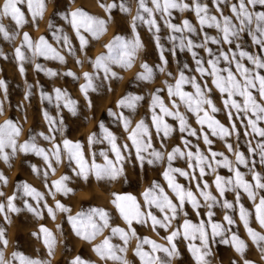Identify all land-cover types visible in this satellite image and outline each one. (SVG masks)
<instances>
[{
  "label": "rangeland",
  "instance_id": "rangeland-1",
  "mask_svg": "<svg viewBox=\"0 0 264 264\" xmlns=\"http://www.w3.org/2000/svg\"><path fill=\"white\" fill-rule=\"evenodd\" d=\"M3 2L4 0H0V5ZM114 2L119 5L120 0H45L46 10L42 18L38 17L34 21L27 6L21 5L20 7L24 12L26 20L23 27L17 28L15 22L10 18H4L2 21L9 33L15 35L14 39L7 40L0 34V80L5 82L4 86L0 87V125H3L7 120L11 119L22 129L18 137V143H23L32 137L38 147L46 150H52L54 144H60L62 149L63 139L81 142L83 145V154L88 164L90 165L92 163L94 154L95 162L103 165L105 160L101 153H106L108 158L114 162L115 154L112 152L109 142L103 139L99 128L102 122L105 128L116 137V143L124 156L121 162L123 172L116 179L105 178L97 180L95 175H89L87 181L82 176L76 174V171H79V169L75 161L70 162L63 151L61 152L60 163H56L55 158L50 156L52 168L55 169L54 173L48 167L43 156L36 155L32 152L28 154L17 152L10 160L11 166L0 160V172H3L4 176L7 177L6 185L0 182V192L3 193V195H0V204L4 205V211L0 212V228L5 230L6 239L8 240L7 247H3L0 244V249L4 252L5 260H9L14 252H18L33 259L50 261V264H70L77 256L88 262V264H114L112 260L101 259L93 250L94 246L101 244L106 237L111 238L110 243L112 245L118 247L124 246V241L120 235H112L111 233V227H119L126 232L129 231L128 224L112 203L115 199L113 194L135 197L141 206V211L147 212L149 208L145 204L143 193L153 185V182H156L176 202L175 195L169 189L163 172L167 168V153L172 148L179 146L182 151L187 152L191 150L193 153L199 148L200 152L207 157L212 167L215 168V172H213L211 168L205 167L206 174L203 177L199 174V168H196V179L193 180L191 179L193 170L189 168L187 158L177 157L173 160V168L182 169L190 174L189 178L186 179L178 173H174L176 182L187 189H191L202 205L199 209L200 215L198 216L191 204L186 203L184 212H187V218L194 223H199L200 220L207 222L208 217L206 213L208 208L196 188L197 182L203 187L206 181L209 185L207 191H210L219 201L212 208L214 212L212 220L221 223L227 229L229 226L224 220V216L226 214L230 215L235 223L230 226L231 231L226 232L225 236L230 238L232 233H236L247 244V249L244 255L241 256L231 243L224 244L221 242L222 237L217 236L215 240H210L211 254L206 257L208 264H244L245 259L251 261L252 264H264V258H262L260 250L252 243L243 222L240 220L239 205L236 204V192L226 191L224 196L221 197L214 183L217 175L225 179H234V171H229L227 167L217 166L210 154L211 151L222 153L223 156H217L215 159L222 160L226 157L232 162L234 169L239 168V171L243 174L246 181L254 184L255 182L252 180L253 171L260 173L264 177V164L260 163L259 149L257 148V141L262 138L252 134L251 128L246 127L247 118L243 112L237 114L235 109L225 108L223 101L227 98V94L222 95L220 93L212 83L213 78L211 76L201 77L200 73L196 71L197 65L192 51L197 54V58L204 61V67L210 70L207 64L210 57L205 48L196 47L192 51L185 48L181 51L178 47L181 37L185 41L191 39L195 44H201L204 41L205 34L209 37H217L219 39L221 33L215 27H204L201 29L195 12L191 10H173L171 23L181 26L184 20H188L196 28L195 33H188L187 31L173 33L165 23L168 17H162L160 13L154 14L160 29L158 33H155V29L150 31L146 23L139 22L134 33L131 22L132 18L136 15L137 0H126V3L131 8L130 14L122 13L117 7L111 10V18H109V12L104 7H101V5H108ZM182 2L194 5V0H182ZM236 2L237 0H229L228 5L222 4L220 7L223 10L224 16H231L233 23L238 24V21H236L230 10V4ZM200 3L207 5L210 15H215L218 19L220 18V13L216 10L214 0H200ZM148 6L152 7L150 0ZM76 10H82L91 16L107 22L106 31L98 39H93L89 33L83 32L82 30V34L89 41L84 51L80 50L79 40L69 23V14ZM257 10L264 11V8L257 6ZM65 16H68L69 19H65ZM50 24L52 25L51 28L49 27ZM57 29L62 31H57ZM54 32L57 36L66 35L69 38L74 54L70 55L68 53L62 39L57 42V39L53 36ZM24 33H28L34 42L38 41L40 37H45L48 43L65 57V62L61 63L58 60L45 59L44 57L33 58L31 51L26 47L22 51H24L27 58L23 62L19 61L16 58L15 49L21 46ZM154 33L160 37L159 43L164 49L163 56L167 61L166 65L161 60V50L157 47ZM136 34L139 35L143 47L137 54L132 66L128 69L113 66V70L118 73L119 79L104 80L103 74L101 73L99 78L94 81L97 90L89 91L88 99H86L80 91V85L85 83L83 74L94 71L90 61L104 54L106 52L105 45L109 44L114 37L120 36L125 40L131 41L135 38ZM173 35L177 37L175 46L169 39ZM237 42L241 44L244 50L252 54L264 55V53L260 52L259 47L252 43L251 37L247 32L241 33L239 41L231 45L223 42L220 44H212L209 42L206 47L211 48L216 55H219L220 52H226L231 57L230 49H235ZM77 60L82 63L78 64ZM144 62L154 70V79L151 81H141L136 78L138 73L142 71L141 64ZM242 63L247 67H252L247 60L242 61ZM21 64L24 68L23 73L20 71ZM36 64L41 65V68L44 70H37ZM185 65H187L186 68ZM161 67L164 68L163 72L159 71ZM219 67L227 68L229 64L221 59ZM231 68L234 74H236L237 79H241L239 74L236 73L235 63L231 64ZM48 69L56 72L57 75L49 76L46 71ZM68 71L74 73L79 79L64 75ZM180 71H184L188 77H195L201 87H204L205 84L207 85V89H210V91L206 89V94L213 101L218 111L212 113L207 105H205V110L225 128L229 129L231 133L229 136L225 138L213 136L207 125L201 128V125L197 123L196 115L188 111L179 98H169L166 83L174 84L175 78H178ZM169 73H171V76ZM261 74L264 75V70H261ZM57 88L66 91L77 102L75 115L63 107V102H61V107L57 108L54 92V89ZM157 89H164L160 92V96L169 110H176L172 106V100H176V103L179 105V112L187 118L189 127L195 130L197 135L189 136L187 132L181 133L179 131V121L172 117H165V121L171 125L173 131L169 137L162 141V134L158 136L152 124V111L150 110L151 97ZM183 90L189 93H194L195 91L191 84L184 85ZM42 92L45 95L52 96L53 100L50 102L47 99H42ZM126 94L144 97L137 104L135 111L117 107V102ZM253 94L257 97L258 102L264 103V101L260 100L255 90H253ZM233 98L237 102L243 103L242 97L235 96ZM89 100L91 101V107H89ZM109 110L116 113V115H109ZM156 111L159 113V108ZM229 111L232 113L231 119L229 118ZM45 112L56 121L55 127L58 130L55 133L50 131L49 123L44 116ZM121 112L131 121V125L127 131L124 128L123 122L118 119ZM202 115L203 113H201ZM249 116H251V113H249ZM61 118L63 119L62 124L60 123ZM140 120L145 121L152 133L153 147L165 153V161L163 163L149 165L145 162L141 166L140 161L137 160L135 148L132 146L128 136ZM233 124H235V131L232 130ZM259 127L264 128V121L260 122ZM246 132L248 133L247 135L245 134ZM93 133H96L98 142L89 145L88 137ZM205 133L212 141L211 146L204 143L203 135ZM53 135L55 137L54 140L44 139V136ZM184 139L190 142L188 148H185L183 143ZM162 143L164 147H161ZM125 144L128 145L127 150L123 147ZM228 144L232 145V151L228 150ZM250 146L257 150V154L249 152ZM236 152H242L244 154L248 160L247 167L237 165ZM144 155L145 157L148 156L147 153H144ZM253 161L255 162L254 166ZM193 163L195 162L193 161ZM33 166L36 171L33 170ZM117 166L119 167L120 165L118 164ZM45 172L48 173L47 176L44 175ZM65 175L69 178L65 182L67 187L73 189V192L68 195L56 192L52 186L53 181H57ZM18 182L20 184L26 183L41 193L43 198L39 203H37V200L32 195L26 194L23 187L17 190ZM239 192L240 204H243L251 213L249 218L250 226L264 234V229L259 226L255 219V205L253 201L248 198L242 189ZM13 195H15V199L12 202L13 206L19 209V211L15 212L9 210L7 202V198ZM261 196H264V190H257L256 203H259ZM225 199L233 203V209H225L222 207ZM57 201L69 208L70 212H63L57 209ZM26 205H30L36 209V212L29 211ZM92 206L102 208L109 213L111 227L105 228L102 234L96 236L91 242H88L76 235L72 225L68 221V217L70 215L75 216L81 210H86ZM49 207L53 209L55 218L49 214ZM151 211L158 217L162 216L155 207H152ZM6 216L7 219H5ZM184 218L183 213H180L172 221L168 231L159 227L154 231L150 222L148 224H138L133 221L131 227L135 229L137 237H147L158 244L170 247L164 238L172 230L182 225ZM42 226L48 229L55 237L56 243L52 255H49L48 249L44 244V233L41 231ZM137 243L138 240L135 237L129 239L125 254L128 264H141L139 257L135 255ZM174 243L176 244L178 254L171 259V264H197L192 253L189 251V241L185 240L182 234L176 238ZM194 243L199 246L200 241L197 240ZM144 250L150 251L151 246L144 245ZM157 255L161 258H166L164 253H157Z\"/></svg>",
  "mask_w": 264,
  "mask_h": 264
},
{
  "label": "snow or ice",
  "instance_id": "snow-or-ice-1",
  "mask_svg": "<svg viewBox=\"0 0 264 264\" xmlns=\"http://www.w3.org/2000/svg\"><path fill=\"white\" fill-rule=\"evenodd\" d=\"M152 7H149V0H137V11L136 15L132 18L131 27L135 33L137 23H146L149 26V30L155 29V33L160 31L155 19V13H160L162 17H168L165 20L166 25L172 30L173 33H183L187 31L188 33H195L196 28L191 24L190 21L184 20L181 26L171 23V15L173 10L194 11L196 17L199 21L201 29L204 27H215L219 33H221L220 38L209 37L207 34L204 36V41L201 44H195L191 39H185L181 37L179 39L178 47L181 51L185 48L192 51L196 47H204L208 52L210 59L207 64L210 68L206 69L204 67V61L197 58V54L192 51L193 58L196 62V71L200 73L201 77L211 76L212 83L220 91V93L227 94V98L223 101L225 108L235 109L237 114L243 112L247 118V126L251 128V133L255 136L262 138L257 141V148L259 149L260 163L264 164V128L259 127L260 122L264 121V103L258 102L257 97L253 94V90L258 93L261 101H264V75L261 74V70H264V55L252 54L241 47L240 43H236L235 49H230L231 57L229 53L220 52L219 55L213 53L211 48H207L206 45L210 42L212 44H220L221 42L226 44H233L239 41L240 35L243 32L251 37L252 43L259 47L260 52L264 53V11L257 10V6L264 8V0H237L236 3L230 4V10L232 15L235 17L237 23H233L231 16H224L221 5H228L229 0H214L216 10L220 13V18L218 19L215 15H210L207 5L201 4L200 0H194V5H189L188 3L182 2V0H150ZM21 5H26L28 11L31 13L32 19L35 21L38 17L42 18L43 13L46 10L45 0H4L3 4L0 5V34H2L4 39L11 40L14 39L15 34H10L8 29L3 24L4 18H10L15 22L17 28L23 27L26 23L24 12L21 9ZM107 12H109V18H111V10L113 8H119V10L124 14H130L131 8L126 3V0H120L119 5L115 2L112 4L104 5ZM55 15V13H54ZM69 23L75 31L76 37L79 40L80 50L84 51L87 47L89 41L82 34L83 32L89 33L93 39H98L101 34L106 31L107 22L103 19L91 16L82 10H76L71 12ZM65 19H69L65 16ZM51 28L52 25L50 24ZM57 31H62L57 29ZM154 33V35H155ZM54 38L59 42L63 40L64 47L67 48L68 53H73V47L69 38L66 35L57 36L53 33ZM169 39L174 43L177 41L175 35L169 37ZM155 40L157 47L161 50V60L164 65L167 61L164 59L163 51L159 41L160 37L155 35ZM27 48L32 53V57H44L45 59H55L61 63L65 62V57L57 51L56 48L52 47L48 43L45 37H40L38 41H32L28 33H24L23 42L20 47L15 49L16 58L23 62L27 57L25 56L23 48ZM143 47L139 35L136 34L135 38L131 41L125 40L120 36H116L113 40L105 45L106 52L96 57L95 60L90 61L94 71L92 73L85 72L83 78L85 83L80 85V91L84 94L85 98L88 99L89 91H96V85L94 81L99 78L100 74H103L104 80L109 79H119L118 73L113 70V66H118L122 69H128L134 63L137 54ZM174 50V49H173ZM221 59L229 64L227 68H220L219 64ZM247 60L252 67L245 66L242 61ZM77 63H82L77 60ZM235 63L236 73L239 74L241 79H237L236 74L232 71L231 64ZM187 65H185V68ZM37 70H44L41 65L36 64ZM142 71L138 73L137 79L141 81H151L154 79V70L146 62L141 64ZM21 73H23L24 68L21 64ZM49 76L57 75L56 72L51 69L46 70ZM159 71L163 72L164 68L161 67ZM226 73V75H225ZM64 75L72 76L74 79H79L74 73L68 71ZM171 76V73H169ZM4 81L0 80V87H3ZM186 84H191L195 89L194 93H189L183 90V86ZM167 93L169 98L177 97L186 106L187 110L192 112L197 117V123L203 128L205 125L211 130L213 136H219L220 138H225L231 133L229 129L225 128L218 120L213 116L209 115V112L205 110V105L211 109L212 113L218 111V109L213 104V101L207 96L206 89L207 85L204 87L196 81L195 77H188L185 75L184 71L179 72L178 78H175L174 84H167ZM164 89H157L156 92L151 97L150 110L152 111V124L155 127L156 134L160 136L162 134V141L169 137L170 133L173 131L171 125L165 121V117H172L179 121V131L181 133L187 132L189 136L197 135L196 131L191 129L187 123V118L179 112V105L176 100H172V106L175 111L169 110L165 106L160 92ZM210 91V89H207ZM55 101L57 108L61 107V102H63V107L66 108L73 115L76 114V101L71 98V96L64 90L59 88L54 89ZM240 96L243 98V103L237 102L233 97ZM27 98V97H26ZM42 99H47L50 102L53 97L50 95H45L43 92L41 94ZM144 97L140 95L126 94L117 102V107L124 109H130L135 111L137 104L143 100ZM89 107H91V101H88ZM159 108V113L156 111ZM201 113L203 115L201 116ZM251 113V116H249ZM109 115H116L111 110H109ZM231 111H229V118L231 119ZM45 119L48 121L50 126V131L55 133L58 129L55 127L56 121L52 119L47 112L44 113ZM254 117V119H253ZM123 122L124 128L127 131L131 125L130 119L124 116L121 112L118 116ZM60 123H63L61 118ZM103 139L107 140L111 145V150L115 154V162L108 158L106 153H101L104 156L105 163L103 165L97 164L95 162L94 154L92 163L89 165L83 154V145L81 142H73L69 139H63L62 149L60 144H54L52 150H46L38 147L34 141V138L30 137L29 140L18 143V137L21 134L22 129L11 119L7 120L3 125H0V160L5 164L10 165V160L17 154V152H22L28 154L29 152L35 153L36 155L43 156L44 160L48 164V167L52 169L53 173L55 169L52 168L51 157L55 158L56 163L61 162V152L63 151L68 160L75 161L79 171H76L78 176H82L85 181H87L89 175H95L97 180L102 179H116L123 172L122 161L124 156L121 153L120 147L116 143V137L105 128L104 124L101 122L99 125ZM232 130L235 131V124L232 125ZM248 134L247 132L245 133ZM43 135V134H41ZM46 140H54L53 136H44ZM131 141L132 146L135 148L136 158L140 161L141 166L146 162L149 165L156 163H163L165 161V153L163 151L157 150L153 147L152 133L149 130L148 125L144 120H140L135 128L131 131L128 136ZM204 143L211 146L212 141L209 139L208 135L205 133L203 135ZM98 142L96 133L91 134L88 137L89 145ZM183 143L185 148H188L189 141L184 139ZM124 149H128V145L125 144ZM161 147H164L163 143ZM227 148L232 151V145L228 144ZM10 150V151H8ZM249 152L257 154L255 148L249 147ZM144 153L148 156L145 157ZM211 157L217 164V166L227 167L229 171H234L235 178L225 179L219 175L215 178V186L221 197L224 196L226 191L236 192V204L239 205V217L243 222V225L247 231L249 238L252 243L260 250L262 258H264V234L256 231L250 226V215L251 213L240 204V192L242 189L250 200L253 201L255 205V219L259 226L264 229V196H261L259 203H256L257 190H264V177L260 173L253 171L252 180L255 182L250 183L244 179L243 174L239 171V168H233L232 162L226 157L222 160H216L217 156H223L222 153H217L211 151ZM236 163L237 165L248 166V160L245 158L242 152H236ZM177 157L187 158L188 166L193 170L191 174V179H196L195 169L199 168V174L203 177L205 173V167L211 168L215 172V168L212 167L211 162L208 161L197 148L196 152L193 153L191 150L187 152L182 151L179 146L172 148L170 152L167 153V168L163 172L164 178L168 182V187L171 192L175 195L176 202L165 192L164 188L158 183L153 182V185L147 189L144 193V201L148 206L149 210L147 212L141 211V206L136 201L135 197L130 195L120 196L113 194L115 199L112 203L118 209L121 217L129 226V231L126 232L124 229L119 227L110 226V216L107 211L98 207H89L86 210H81L75 216H69L68 221L72 225V228L77 236L91 242L96 238V236L103 233L105 228L111 227L112 235L119 234L121 239L124 241V246H114L110 243V237H106L101 244L94 246L93 250L97 255L103 260H112L114 264H128L126 259L127 244L129 239L135 237L138 240L135 255L139 257L141 264H171V259L178 254L176 244L174 241L181 234L183 238L189 241L188 248L192 253V256L196 260L197 264H208L206 257H208L210 252V240H215L217 236L222 237L221 242L224 244L231 243L235 247L236 251L240 253L241 256L244 255L247 249V244L242 240L236 233H232L230 238L225 236L226 232L231 231V227L235 221L230 215H225L224 220L229 226L225 229L224 225L212 220L214 212L212 208L219 203L217 198L207 191L209 188L208 183L205 181L203 187L197 182L196 188L199 191L201 197H203L204 202L208 208L206 213L208 220H200L199 223H194L187 218V212H184V206L186 203H190L193 210L199 216V209L202 206L200 201L197 199L196 195L191 189L185 188L180 183L176 182L174 173H178L180 176L189 178L190 174L182 169L173 168L172 162ZM193 161L195 163H193ZM120 165L119 167L117 165ZM255 162L253 161V166ZM33 170L36 171L33 166ZM251 171V169H250ZM45 172V176H47ZM69 178L65 175L59 180L53 181V187L56 192L68 195L73 192L72 188L67 187L66 181ZM0 182L4 185L7 184V177L4 176L3 172H0ZM23 187L26 194L32 195L37 203L43 198L42 194L37 192L35 189L31 188L26 183L17 184V190ZM0 195H3L0 192ZM54 195V194H53ZM15 195L7 198L9 210L15 212L19 211L13 206V200ZM29 211L36 212V209L32 208L30 205H26ZM47 206V205H45ZM155 207L161 214V217L155 215L151 208ZM222 207L225 209H233V203L223 201ZM56 208L63 212H70V209L65 207L59 201L56 203ZM4 211V205L0 204V212ZM50 215L55 218L53 209L48 208ZM183 213L184 220L183 224L178 226L175 230H172L169 235L164 239L167 240L170 247H165L161 244L156 243L145 238H139L136 236L135 229H132L131 225L133 221L138 224H148L150 222L152 229L155 231L157 227L163 228L165 231L171 227L172 221L177 218V216ZM39 215V213H37ZM7 219V216L5 217ZM210 226V231H209ZM182 228V233H181ZM41 231L44 233V244L48 249L49 255H52L54 245L56 243L53 234L43 226ZM199 240L200 244L197 246L194 242ZM0 244L3 247H7L8 240L6 239L5 230L0 228ZM144 245H150L151 250L145 251ZM157 253H164L166 258H161ZM0 264H50V261H43L40 259H33L24 256L18 252H14L9 260H5L4 252L0 249ZM70 264H88V262L81 259L79 256L75 257ZM244 264H252L251 261L247 259L244 260Z\"/></svg>",
  "mask_w": 264,
  "mask_h": 264
}]
</instances>
